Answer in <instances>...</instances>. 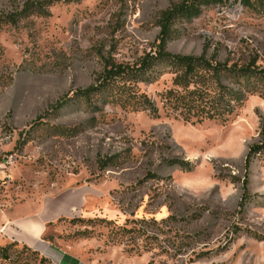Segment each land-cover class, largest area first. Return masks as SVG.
I'll return each instance as SVG.
<instances>
[{
  "label": "rangeland",
  "instance_id": "obj_1",
  "mask_svg": "<svg viewBox=\"0 0 264 264\" xmlns=\"http://www.w3.org/2000/svg\"><path fill=\"white\" fill-rule=\"evenodd\" d=\"M34 1L45 16L0 30V207L83 188L80 213L44 239L81 264H264V157L247 165L264 141V99L249 97L223 123L184 124L161 109L173 79L163 69L140 86L158 119L75 98L108 63L153 52L160 14L182 0ZM246 1L177 21L168 52L264 67V0ZM25 2L0 0V14ZM0 264L55 263L18 245Z\"/></svg>",
  "mask_w": 264,
  "mask_h": 264
},
{
  "label": "trees",
  "instance_id": "obj_2",
  "mask_svg": "<svg viewBox=\"0 0 264 264\" xmlns=\"http://www.w3.org/2000/svg\"><path fill=\"white\" fill-rule=\"evenodd\" d=\"M223 1L182 0L161 13L157 23L160 33L153 52L144 55L133 65L108 63L95 84L78 91L75 98L89 108L98 103L127 113H148L151 118L158 119L160 110L146 93L141 92L140 86L155 84L163 69L173 79L172 89L158 96L161 109L166 117H173L184 124L223 123L242 108L249 97L264 99V67H257L256 63H221L216 58H206V51L200 57L174 56L168 52V44L173 39L172 29L177 21H192L201 15V8ZM243 2L249 4L246 0ZM39 4L34 0H26L20 11L0 14V30L3 27H17L31 17L45 16ZM68 101L67 98V101L59 103L54 110L63 108ZM257 156L264 157V141L261 145L251 147L247 165L252 157ZM171 165L182 170L189 167L181 161H173ZM51 225L48 224V227ZM15 246L18 244L0 248V253L9 254ZM23 250L40 255L27 247H23Z\"/></svg>",
  "mask_w": 264,
  "mask_h": 264
},
{
  "label": "crops",
  "instance_id": "obj_3",
  "mask_svg": "<svg viewBox=\"0 0 264 264\" xmlns=\"http://www.w3.org/2000/svg\"><path fill=\"white\" fill-rule=\"evenodd\" d=\"M86 200L87 195L84 189L80 188L67 191L59 198L42 200L34 207L29 204L13 206L9 211L0 207V248L16 243L39 253L55 264H81L76 256L58 250L44 239L48 224H57L64 217L78 215ZM20 207H27L28 210L21 212Z\"/></svg>",
  "mask_w": 264,
  "mask_h": 264
},
{
  "label": "built area",
  "instance_id": "obj_4",
  "mask_svg": "<svg viewBox=\"0 0 264 264\" xmlns=\"http://www.w3.org/2000/svg\"><path fill=\"white\" fill-rule=\"evenodd\" d=\"M8 163H10V160H9V162ZM6 168V166L4 165V164H1L0 165V172H2L3 171V169H5Z\"/></svg>",
  "mask_w": 264,
  "mask_h": 264
}]
</instances>
